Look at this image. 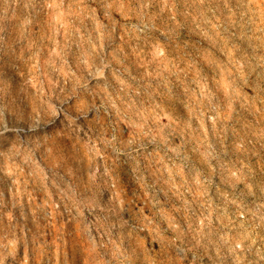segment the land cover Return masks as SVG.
I'll return each mask as SVG.
<instances>
[{
    "label": "clouds",
    "instance_id": "1",
    "mask_svg": "<svg viewBox=\"0 0 264 264\" xmlns=\"http://www.w3.org/2000/svg\"><path fill=\"white\" fill-rule=\"evenodd\" d=\"M0 264H264V0H0Z\"/></svg>",
    "mask_w": 264,
    "mask_h": 264
}]
</instances>
